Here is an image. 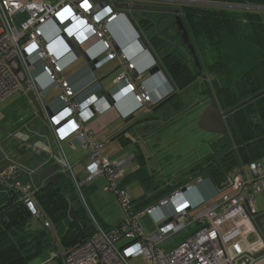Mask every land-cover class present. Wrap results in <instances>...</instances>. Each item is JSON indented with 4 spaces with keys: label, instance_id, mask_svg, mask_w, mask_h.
Returning <instances> with one entry per match:
<instances>
[{
    "label": "built area",
    "instance_id": "2783aa9c",
    "mask_svg": "<svg viewBox=\"0 0 264 264\" xmlns=\"http://www.w3.org/2000/svg\"><path fill=\"white\" fill-rule=\"evenodd\" d=\"M113 1L116 0H55L54 3L0 0V104L15 93L26 94L36 87L32 73L40 67L50 86L59 89L57 100L62 105L61 110L48 117L55 139L63 142L76 138L88 150L85 180L75 181L71 176L80 200L86 208L82 187L88 182L104 179L103 190L116 198L125 216L117 227L99 228L82 244L65 254L53 253L51 259H58L60 264H129L131 259L143 256L150 264H249L252 255L264 250V240L257 238L250 242L246 237L248 232H256L252 217L256 214L255 196L264 194V160L245 164L244 170L239 166L234 174L227 176L223 189L215 188L213 198L196 205L184 200V193L180 190L185 188V192L190 191L201 182L200 178L170 192L155 204L136 211L123 181L126 160L110 161L100 155L102 143L92 139L93 133L86 126L109 110L110 105L104 97L94 94L77 99L63 78V66L52 48L51 43L56 38L49 40L45 31L51 27L57 31V38L69 41L72 45L68 47L70 53L96 40L105 57L93 66L98 68L109 61H116L119 74L113 81L114 88L123 86L139 106L157 104L133 60L114 49L109 26L119 13L112 6ZM124 1L198 4L195 0ZM250 9L264 13V7ZM15 16H24L18 25L14 22ZM22 147L35 154L40 152L29 143H23ZM15 170L14 166H7L0 171V186L16 192L29 214L37 216L41 212L33 198L34 189L17 180ZM70 171L67 166L64 173L69 174ZM175 203V212L163 217L171 219V222H163L155 233L146 236L137 218ZM193 223L198 229L179 246L168 252L159 248L169 237ZM228 223L231 227L223 231V226ZM42 227L51 230L46 219Z\"/></svg>",
    "mask_w": 264,
    "mask_h": 264
},
{
    "label": "trees",
    "instance_id": "16d2710c",
    "mask_svg": "<svg viewBox=\"0 0 264 264\" xmlns=\"http://www.w3.org/2000/svg\"><path fill=\"white\" fill-rule=\"evenodd\" d=\"M195 1L198 4L135 8L133 22L138 35L176 88L167 99L177 100L178 90L197 79L202 81L194 85L197 96L205 106L212 96L220 113L257 97L224 118L228 137L214 135L206 157L188 168L187 178L178 186L152 187L143 180L144 195L132 201L136 211L155 204L203 174L214 188L223 189L227 176L234 174L239 166L264 160V13L250 9L264 7V0ZM177 17L186 30L198 63L182 42L181 33L176 31ZM206 72L212 79H206ZM253 113L258 115L257 121L251 119ZM58 184L39 185L34 189L33 198L54 220L67 217L68 224L59 228L67 252L95 232L86 222L89 207L83 195V192L86 194L84 187L81 193L86 208L67 174H63ZM62 186L74 193L73 199L62 194ZM0 190V264H28L53 248V232L43 227L31 229L32 216L20 196L9 188L0 186ZM73 200L78 201V207L73 206ZM68 206L74 208L77 220L69 218Z\"/></svg>",
    "mask_w": 264,
    "mask_h": 264
},
{
    "label": "crops",
    "instance_id": "0c3cea01",
    "mask_svg": "<svg viewBox=\"0 0 264 264\" xmlns=\"http://www.w3.org/2000/svg\"><path fill=\"white\" fill-rule=\"evenodd\" d=\"M113 2L112 6L116 3L117 7H113L117 13H119L118 18L109 26V34L114 44V49L116 50V48H118L119 51L124 52L133 60L137 71L143 76V81H145L146 86L149 88L153 99L158 102L157 104L139 106L133 100L132 96L126 92L123 86H116L114 88L113 81L119 74V68L116 61H109L98 68L94 67V69H92L82 55L77 57L69 52V48L65 42L62 39L57 38L56 30L48 27L45 31V35L49 40L56 38L51 43L52 48L56 53L59 63L63 66V78L75 92L77 99L83 98L89 94H94L96 97H107L106 102L110 105V109L101 116L92 119L86 127L88 131H92V139L98 140L102 143V148L100 149V155L102 157H105L110 161L126 160L123 175L125 187L129 188L128 186L132 182H137L140 184L141 188H144L143 185L145 183L153 185L152 187L156 185L161 186L159 183H163V186H178V184L187 178L186 174L188 168L186 171L181 172L180 177H173L172 180H169L170 178H168L164 179V181H160V179L157 183L154 182L155 177H158V174H155L156 169L153 165L154 157H152L150 154L151 152L146 148H142L140 142V140H143L144 138V133H141L140 130L145 131L148 128L147 125L141 127L142 123L152 119L156 120L155 122H158L160 120L159 114L163 120L166 121L170 108L176 114L179 112L180 108H183L182 110L186 108L184 100L167 99V97L176 90L173 84L174 90L169 87L161 75H156L154 77L148 75L149 69L154 65L153 58L146 50H143L137 42V33L130 22L131 19L135 20L136 18L134 14V12H136L135 8L146 6L155 7L160 3L157 1H133V5H130L131 2L124 0H116ZM81 48L83 51H87L90 56L97 58L96 60L101 61L105 57L100 44L96 40H91L88 45H83ZM100 56H102L101 59ZM108 65L110 68L104 74H100V76L96 75V70ZM111 74L114 75L111 76L110 80H106ZM32 78L37 86L31 91L35 93L36 98L40 101L44 109V119H41L37 115L30 100H15V106L6 109V112L13 113L16 109L15 123L21 127L34 120L43 121V129L46 132L45 135L39 139L33 138L31 142L27 141L23 143H29L39 149V154L29 151L41 157L40 170H45L51 165L58 164L60 166L59 172L63 173L65 172L66 167L69 166L71 173H67V176L71 179L73 187L75 188L73 182L74 179L75 181H83L87 176L88 150L83 148L76 138H70L63 142H58L55 139L49 125L48 117L51 116V113L53 114L61 110L62 105L57 100L59 89L50 86V81L43 74L40 67L34 69ZM100 92H103V94L100 95ZM18 93H20V97L27 96V93ZM50 94L51 96L48 97ZM143 111L146 112L141 115H136ZM11 123H13V121ZM144 142L145 141H143V143ZM22 144L21 148L23 149ZM71 176H73L74 179H72ZM14 177L20 182L30 185L33 189H36L39 185L41 186L47 183V180L46 183L44 180L36 182L29 179L28 176H26L27 178H22L24 177V174L21 175L22 179L20 180L16 170ZM101 180H103V182ZM143 180H146L144 184L142 183ZM96 182L101 184V186H103L102 188H104V179L94 180L83 186L86 193L84 194L83 192V195L85 198L87 197L86 200L89 207L87 213L89 212L91 214L89 216L88 213L87 218L92 223L91 226L94 232L99 228L110 229L117 227L122 222L121 221L116 226H111L107 224V221L105 222L103 214H101L102 210H99V205L95 206L93 203V199L95 198H93L92 195L99 189V185ZM76 194L78 196L77 191ZM214 196L215 188L209 180H206L195 184L190 191L185 192L183 194V199L188 201L191 205H196L200 202L211 199ZM176 206L177 203L155 209L150 214V217L157 221L160 218L174 213ZM259 214L260 213L257 212L252 217L256 232L249 233V235L252 236L251 239L247 234V240L250 242L256 241L257 238L264 240V236L260 234L255 225V223L259 222L261 217H264V215L259 217ZM256 218H258L257 222H255ZM228 224L230 225V223ZM230 227L231 225L229 228ZM57 248H59L58 245ZM68 250L69 249H67V251ZM262 252H264V250L260 253ZM260 253L252 255L249 264H264V254L256 257Z\"/></svg>",
    "mask_w": 264,
    "mask_h": 264
},
{
    "label": "rangeland",
    "instance_id": "374dc122",
    "mask_svg": "<svg viewBox=\"0 0 264 264\" xmlns=\"http://www.w3.org/2000/svg\"><path fill=\"white\" fill-rule=\"evenodd\" d=\"M25 1H40V2H51L54 3L55 0H25ZM139 2V1H137ZM160 5L176 6L170 2H159ZM133 5V1L130 3ZM261 13V12H260ZM263 14V13H262ZM264 15V14H263ZM24 16H15V24H19ZM102 56H100L101 59ZM110 66H105L99 70H96V75L104 74ZM243 69V67H242ZM109 78L106 80H110ZM206 79H212V75L205 73ZM201 79H197L192 84L188 85L183 90H178L177 100H184L186 108H180L177 114L170 108V111L166 117V121L159 114V121L148 120L142 123L147 125L145 131L140 130L144 133L143 140H140L142 148H146L152 157H154V167L155 177L154 182L157 183L158 180L164 181V179L172 180L173 177H180L181 172L186 171L192 164L200 161L208 154V145L214 139V135L202 132L197 127V121L204 110L205 102H202L194 91V85L201 84ZM20 93L14 94L7 98L3 103L0 104V152L4 156L5 160H0V169L6 166H14L17 175L22 178H27L40 182L37 175L41 174L44 170H40L41 157L31 153L29 150L22 149L21 144L23 142H31L33 138L39 139L45 135V130L43 129V121L34 120L27 123L24 126H19L16 121L15 109L13 113L6 112V109L13 108L15 106V100H29L27 96L20 97ZM234 94H237L235 89ZM51 94L48 96L50 97ZM8 100V101H7ZM7 101V102H6ZM201 102L200 104H198ZM6 112V114H5ZM146 111L140 112L136 115H141ZM137 117V116H135ZM251 119H258L256 113L251 114ZM13 121V123H11ZM143 141H145L143 143ZM61 165V164H60ZM63 165V164H62ZM245 164L241 167L244 170ZM24 177L21 178V175ZM84 177V176H83ZM103 182V180H101ZM46 183V180H44ZM98 183V182H96ZM163 187V183H159ZM99 189L92 195L93 203L95 206L99 205V210L103 214V218L107 224L111 226H116L118 223L124 220V213L119 207L116 198L110 193L103 191V186L99 184ZM104 185V184H103ZM126 187L127 192L131 200L135 201L140 199L144 195V190L141 188L140 184L137 182H132ZM62 194H65L67 199H73L74 193L67 191V186H62ZM1 195V190H0ZM91 196V197H92ZM36 205L38 206L41 213L37 216H32L29 219V226L31 229H41L42 223L47 219L51 225L52 230V241L53 248L48 252L42 254L38 258L31 260L28 264H60L58 259H51V254L56 253L65 254L64 245L62 244L61 237L59 236V228L68 224V219L65 216L59 217L54 220L45 210V208L36 199H34ZM219 200V198H216ZM74 207H78V201L73 200ZM69 211L74 209L68 206ZM255 210L256 213H260L258 216L264 215V194H259L255 196ZM68 211V212H69ZM87 219V218H86ZM166 219L163 218L159 222L153 220L150 214L144 213L141 217L137 218L138 225L142 232L146 236H150L157 231V227L162 224ZM89 225H92L89 219L86 220ZM258 231L262 236H264V217L259 219L258 223H255ZM229 224L223 226L222 230L226 231L229 229ZM198 226L193 223L188 227L184 228L182 231L172 235L165 242L159 245V248L163 249L165 252L171 251L175 247L179 246L187 237L192 235ZM51 232V231H50ZM249 235V232L247 233ZM54 236L56 241L54 240ZM250 236V235H249ZM250 239L252 236L249 237ZM123 243V242H122ZM57 245L59 248H57ZM129 264H150L143 256L136 257L129 261Z\"/></svg>",
    "mask_w": 264,
    "mask_h": 264
},
{
    "label": "water",
    "instance_id": "95a60500",
    "mask_svg": "<svg viewBox=\"0 0 264 264\" xmlns=\"http://www.w3.org/2000/svg\"><path fill=\"white\" fill-rule=\"evenodd\" d=\"M113 6L117 7L116 3ZM119 8H121V7H119ZM130 22H131L134 30L137 32V28L135 26V23L132 20H130ZM176 27H177L176 31L178 33H181L182 42L186 45L187 50L189 51V53L191 54V56L193 57L195 62L198 63L196 56H195L193 46H192V44L188 38L186 30H185V28H184L179 17L176 18ZM137 42L139 43L141 48L143 50H146L151 55V57L153 58L154 65L149 69L148 75L151 77H154L156 75H161L163 77L164 81L169 85V87L172 90H174V87H173L171 81L169 80L166 72L163 70V68L161 67V65L157 61L156 57L153 55V53L149 49H147L146 44L144 43L142 38H140V36L138 37ZM65 43L68 47H71V44L69 41H65ZM116 50H118V48H116ZM72 53L77 57L82 55L84 57V59L88 62L89 66H91L92 69H94L93 65L97 62V60L91 59V57L88 55V53L83 51L82 48H80V47L76 48L72 51ZM102 94H103V92H100V95H102ZM27 97L31 101V104L34 106L37 115L41 119H44V109H43L40 101L36 98L35 93H33V91H29L27 93ZM255 97H257V95L248 99L247 101L241 103L240 105L228 110L227 112L220 113L214 98L212 96H210L209 100H208V104L206 105V107L204 108V110L202 111V113L200 114V116L198 118V121H197L198 129L200 131L208 133V134L228 137L226 127H225L224 122H223L224 118L228 114H230L231 112L236 111L239 107L243 106L247 102L254 99ZM104 98L106 99L107 97L105 96ZM0 160H5V158L1 152H0ZM6 167H4L3 169H5ZM3 169H1L0 171H2ZM59 169H60V166L58 164L51 165L47 169H45L41 174L37 175V178L40 181L47 180L48 185L58 186L59 185L58 180L64 174L62 172H59ZM200 180H201V182L208 180L207 175L206 174L201 175ZM180 191H181V193H185V188H181ZM69 218L71 220H77V216L74 212V209L69 211ZM257 221H258V218L255 219V222H257ZM169 222H171V219H167L166 221H164V224H167ZM262 254H264V252L260 253L256 257L261 256Z\"/></svg>",
    "mask_w": 264,
    "mask_h": 264
},
{
    "label": "clouds",
    "instance_id": "9594fccd",
    "mask_svg": "<svg viewBox=\"0 0 264 264\" xmlns=\"http://www.w3.org/2000/svg\"><path fill=\"white\" fill-rule=\"evenodd\" d=\"M116 8V7H115ZM131 19V18H130ZM132 20V19H131ZM133 21V20H132ZM137 33V32H136ZM139 37L138 33H137V38ZM64 41V40H63ZM65 42V41H64ZM66 44V43H65ZM71 44V43H70ZM72 46V45H71ZM79 48V47H78ZM81 48V47H80ZM94 67V66H93ZM103 97V96H102ZM64 173V172H63Z\"/></svg>",
    "mask_w": 264,
    "mask_h": 264
},
{
    "label": "flooded vegetation",
    "instance_id": "af4514ba",
    "mask_svg": "<svg viewBox=\"0 0 264 264\" xmlns=\"http://www.w3.org/2000/svg\"><path fill=\"white\" fill-rule=\"evenodd\" d=\"M166 4H168V3H166ZM173 4V3H172ZM222 113V112H221Z\"/></svg>",
    "mask_w": 264,
    "mask_h": 264
}]
</instances>
